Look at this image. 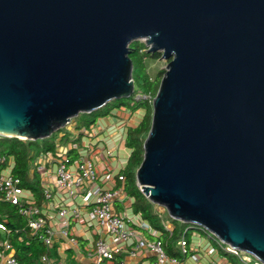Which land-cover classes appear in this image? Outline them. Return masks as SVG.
<instances>
[{
    "label": "water",
    "instance_id": "1",
    "mask_svg": "<svg viewBox=\"0 0 264 264\" xmlns=\"http://www.w3.org/2000/svg\"><path fill=\"white\" fill-rule=\"evenodd\" d=\"M141 39L168 65L138 186L264 264V0H0V137L131 98Z\"/></svg>",
    "mask_w": 264,
    "mask_h": 264
},
{
    "label": "built area",
    "instance_id": "2",
    "mask_svg": "<svg viewBox=\"0 0 264 264\" xmlns=\"http://www.w3.org/2000/svg\"><path fill=\"white\" fill-rule=\"evenodd\" d=\"M141 98L152 99L147 95L137 96V99ZM66 127H70V129L72 127L73 141L67 145H59L53 152H42L36 156L33 161L34 171L39 172L41 176L46 172L47 163H56L54 182L56 190L64 195L67 194L73 200L81 197L82 207L87 209L89 221L96 223L111 240V242H108L105 237H99L88 248V254L93 257L96 256V264L115 261L117 255L130 243L131 247L128 248L127 253L131 257H137L142 251L147 250L156 258L154 262L149 264H181L179 259L167 255L160 241L141 237L136 229L129 227L128 217L115 210L116 202L120 199L122 191L114 188H105L99 184L101 177L95 163L88 155L82 152L77 141L82 133L90 134L89 129L75 130L71 122ZM74 153L76 155L72 156ZM14 167L13 158L0 155V201L20 207L21 214L27 220L28 228L33 235L40 238L47 250L54 246L57 232L63 238L68 239L71 244L77 245V240L71 236V225L83 219L82 208L70 206L66 203L56 206L55 202L52 201L53 190L44 189L43 206L48 205L49 208L52 207L54 209L53 211L57 209L56 216L52 215L36 203L34 198L26 195L28 191L22 186V179L14 175ZM119 179L124 180L122 176H119ZM54 218L58 219L57 223L52 222ZM137 225L144 230L150 228L146 222L141 220ZM56 226H58V230H56ZM0 229L7 230L3 224H0ZM216 241L224 252L237 257L243 264H263L251 255L226 245L218 239ZM180 246L183 254H189V244L185 239L181 240ZM6 249H12L9 243L6 245ZM192 257L195 261H198L197 256L193 255ZM41 261L49 264L50 258L48 254L43 255ZM6 264H19V262L12 254L8 256ZM118 264L130 263L120 261Z\"/></svg>",
    "mask_w": 264,
    "mask_h": 264
},
{
    "label": "trees",
    "instance_id": "3",
    "mask_svg": "<svg viewBox=\"0 0 264 264\" xmlns=\"http://www.w3.org/2000/svg\"><path fill=\"white\" fill-rule=\"evenodd\" d=\"M130 58L133 62V81L135 91L131 98L114 100L91 114L82 113L71 123L75 130L91 129L100 119L111 115L114 111H127L135 114L143 109L146 111L142 121L137 126H129L127 130L126 147L131 150L127 166L119 176L124 178L125 193L134 199L133 212L139 214L151 227L160 232V236H150L151 240L160 241L168 256L175 257L181 262L190 254L185 255L180 249V242L185 239L190 244V238L195 230L203 229L174 220L168 212L158 211V206L151 203L137 184L136 173L144 159V142L152 125V100L156 97L165 71L160 76L152 78L149 75L146 61L148 58L159 60L162 54L149 52L145 43L135 41L130 44ZM138 95H147L152 99H137ZM65 127L45 140L31 141L18 138L0 137V155L13 158L15 167L13 173L22 179V186L33 192L38 203L44 200L41 178L34 171L33 161L42 152H53L59 145L71 142V132ZM0 224H3L10 237L14 256L19 264H43L41 258L47 254V249L38 236L32 234L28 228L26 218L21 214L18 206L0 201ZM171 225L172 229L168 228ZM234 259L233 257H231ZM238 264H243L239 259Z\"/></svg>",
    "mask_w": 264,
    "mask_h": 264
},
{
    "label": "crops",
    "instance_id": "4",
    "mask_svg": "<svg viewBox=\"0 0 264 264\" xmlns=\"http://www.w3.org/2000/svg\"><path fill=\"white\" fill-rule=\"evenodd\" d=\"M126 113L129 112L117 111V114L113 112L111 115L100 119L89 129L90 134L82 133L77 141L80 144L82 152L88 155L95 163L101 177L99 184L105 188H114L122 191L120 199L116 202L115 210L128 217L129 227L136 229L141 237L151 240L150 236L159 237L161 233L154 230L141 215L133 212L132 205L134 199L130 198L125 193L123 183H120L124 180L119 179V174L127 166L131 155V150L126 147L127 130L130 125H125L123 122L124 120L120 119ZM67 130L71 132L72 142V127ZM75 155L74 153L72 156ZM55 171L56 163L51 162L46 164V172L40 176L43 190H53L52 201L55 202L56 206L66 203L70 206L81 207L84 217L81 221L74 222L71 225V236L77 240V245L71 244L68 239L63 238V236L57 232L54 246L47 251L50 258L49 264H96V256H90L87 251L88 248H90L99 237H105L108 242H111V240L101 231L96 223L89 221L86 212L87 209L82 207L81 197H77L73 200L70 199L67 194L64 195L56 190L54 186ZM27 191L26 195L34 198L36 203H38L33 192L30 190ZM38 204L52 215L56 216L57 209L53 211L54 209H52V207L49 208L48 205L43 206L44 200ZM159 209L162 210L159 207V212ZM57 220L54 218L52 222L57 223ZM140 220L146 222L150 228L144 230L139 227L137 224ZM168 228L172 229L171 225H168ZM56 230H58V226H56ZM10 240L8 231L0 229V264H6L8 256L14 254L13 248L11 250L6 249L8 243L11 245ZM216 240L215 237H212L205 231H193L189 244L190 254L184 261H180L181 264H238L237 262L239 259L224 252L219 247ZM130 244L117 255L115 261L106 262L105 264H118L120 261H125L130 264H149L156 260L155 256L147 250L142 251L137 257H131L127 253L128 248L131 247ZM193 255L197 256L198 261L194 260L192 257Z\"/></svg>",
    "mask_w": 264,
    "mask_h": 264
},
{
    "label": "rangeland",
    "instance_id": "5",
    "mask_svg": "<svg viewBox=\"0 0 264 264\" xmlns=\"http://www.w3.org/2000/svg\"><path fill=\"white\" fill-rule=\"evenodd\" d=\"M139 41L145 43L144 39H141ZM146 64H147L149 75L152 78H156V77L160 76V73L162 71H166V68H167V65H168V61H166V60H164L162 58L159 59V60L148 58L147 61H146ZM114 112L117 114V111H114ZM145 114H146V111L141 109V110L137 111L135 114L126 113L120 119L124 120L123 122L127 126L128 125L137 126V125L140 124V122L142 121V119L145 116ZM160 212H162V210H160Z\"/></svg>",
    "mask_w": 264,
    "mask_h": 264
}]
</instances>
